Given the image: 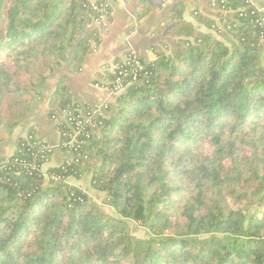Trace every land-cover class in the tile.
<instances>
[{"label": "trees", "instance_id": "1", "mask_svg": "<svg viewBox=\"0 0 264 264\" xmlns=\"http://www.w3.org/2000/svg\"><path fill=\"white\" fill-rule=\"evenodd\" d=\"M211 3L195 22L224 40L174 4L158 26L169 41L146 45L154 60L137 51L147 75L113 92L99 136L85 147L80 175L97 160L90 186L118 217L78 186L9 174L0 183V264H264V31L250 0ZM152 8L140 0L136 20ZM94 15L85 0H0V142L67 53L77 71L100 42L96 30L81 37ZM119 60L94 83L112 80ZM64 81L49 118L81 104L65 95ZM128 219L149 236L130 234Z\"/></svg>", "mask_w": 264, "mask_h": 264}, {"label": "crops", "instance_id": "2", "mask_svg": "<svg viewBox=\"0 0 264 264\" xmlns=\"http://www.w3.org/2000/svg\"><path fill=\"white\" fill-rule=\"evenodd\" d=\"M153 8L140 21L136 20V11L140 0H117L111 8L108 29L103 32L99 25L90 23L84 26L81 37L89 31H98L100 42L96 49L93 42L77 71L70 70L72 52L69 51L63 60L49 75L38 96H33L29 114L25 120L17 125L11 133V145L9 148L0 145V157L12 154L16 148V140L33 132L36 137L47 142L57 144L60 134L55 128V123L47 116L52 111L51 99L59 87L62 77H65V95L81 104H93L95 102H107L115 104L116 93L110 92L100 85V81L94 83L97 74H102L105 66L111 64L114 59H120L129 51H140L147 60H154L155 54L146 45H156L160 41H169L164 32H159L161 27L170 21V12L174 4L183 6V17L194 22L198 30L210 33L214 39L220 40L219 36L203 25L195 22L194 12L209 11L212 0H152ZM256 7L264 10V0H250ZM161 26L158 28V26ZM104 74V73H103ZM101 78V77H100ZM67 153L62 149H55L45 169L50 166H59L66 158ZM88 173L87 171L84 172ZM73 178V179H72ZM77 177L69 176L67 183L78 186L87 192L79 184L72 183ZM88 193V192H87ZM89 195V193H88Z\"/></svg>", "mask_w": 264, "mask_h": 264}, {"label": "built area", "instance_id": "3", "mask_svg": "<svg viewBox=\"0 0 264 264\" xmlns=\"http://www.w3.org/2000/svg\"><path fill=\"white\" fill-rule=\"evenodd\" d=\"M117 0H85L86 6L95 15L92 23L107 25L111 16V8ZM223 2V0H220ZM212 6L215 0H212ZM231 12V10H225ZM258 13L253 22L264 31V14L258 7L252 13ZM264 39V38H263ZM93 42L96 49L98 43ZM109 65L103 70L108 69ZM114 78L112 80L104 79L100 85L110 92H120L129 83L142 82L143 77L147 75V70L137 51L129 50L120 58L119 62L113 64ZM98 84V83H97ZM111 86V89H109ZM107 102H95L93 104H79L78 107L57 110L52 114L51 119L55 123L56 130L60 134V141L57 144L47 142L35 136L33 132L27 134L21 144L17 146L20 156H5V160L0 159V183L6 182L9 174H33L38 173L48 181L59 184L65 181L68 170L73 173L80 165L89 159L88 150L85 148L92 138H97L100 134V124L107 110ZM64 150L68 156L60 165V172H48L44 169L51 154L55 149ZM27 156V157H26Z\"/></svg>", "mask_w": 264, "mask_h": 264}, {"label": "rangeland", "instance_id": "4", "mask_svg": "<svg viewBox=\"0 0 264 264\" xmlns=\"http://www.w3.org/2000/svg\"><path fill=\"white\" fill-rule=\"evenodd\" d=\"M259 10H261L262 13L264 14V10L262 8H259ZM108 24H109V22H108ZM107 25L99 24V27L102 28L103 32H105V29H108V26ZM214 34H216L217 36H219L217 33H214ZM219 39L220 40H224L220 36H219ZM100 102H103V101H100ZM10 141H11V135L8 136L7 138H5L2 142H0V145H1V143L5 142L4 144H2V146H5L6 148L7 147L9 148V146L11 145V142ZM16 142H17V140H16ZM7 156H9V155H7ZM67 156H68V154H67ZM91 162L92 163L89 165L90 166L89 169H86V171L88 173H85V174L83 173L82 175H80V169L84 168L85 167L84 165H80V167H78V169H76L75 174H78L79 177L76 179V181H73L72 183H76V184H79V186H82L83 189H85L89 193V195H88V193L86 192L87 195H88V197H89V199L92 200V201H94L95 203H97V205L105 213H107V214H109L111 216H114V217H118L117 214L115 213V211L112 209V207L108 204L105 194L103 192L93 190L91 188V186H90L91 172H92L93 168L96 167L97 160H94V161L92 160ZM46 164H45V166H46ZM45 166H44V169H45ZM73 177H75V176H73ZM67 178L62 183H66L68 185H71V184L67 183L68 182L67 181ZM45 180H47V179L45 178ZM72 186H75V185H72ZM125 222L127 223V226L129 228L130 234H132L134 237L145 238V237H148L149 236L148 231L146 230V228L140 226L138 223L134 222L133 220L128 219V220H125Z\"/></svg>", "mask_w": 264, "mask_h": 264}]
</instances>
